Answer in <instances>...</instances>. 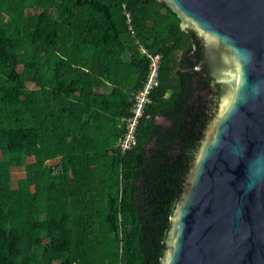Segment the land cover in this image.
Wrapping results in <instances>:
<instances>
[{
	"label": "trees",
	"instance_id": "1",
	"mask_svg": "<svg viewBox=\"0 0 264 264\" xmlns=\"http://www.w3.org/2000/svg\"><path fill=\"white\" fill-rule=\"evenodd\" d=\"M200 43L163 0H0V264H161L204 140ZM139 46L161 55L158 85L121 151Z\"/></svg>",
	"mask_w": 264,
	"mask_h": 264
},
{
	"label": "water",
	"instance_id": "2",
	"mask_svg": "<svg viewBox=\"0 0 264 264\" xmlns=\"http://www.w3.org/2000/svg\"><path fill=\"white\" fill-rule=\"evenodd\" d=\"M217 83L161 264H264V0H163Z\"/></svg>",
	"mask_w": 264,
	"mask_h": 264
},
{
	"label": "built area",
	"instance_id": "3",
	"mask_svg": "<svg viewBox=\"0 0 264 264\" xmlns=\"http://www.w3.org/2000/svg\"><path fill=\"white\" fill-rule=\"evenodd\" d=\"M128 29L134 33V26L131 22L130 14L126 12ZM142 53H145L149 59L148 72L142 82L141 87L134 93L132 104L130 107L131 114L124 117L125 131L116 143V148L125 151L131 148L136 141L137 125L144 114V109L151 102L149 93L151 89L158 85V75L161 62V55L158 53H150L146 47L139 46Z\"/></svg>",
	"mask_w": 264,
	"mask_h": 264
},
{
	"label": "flooded vegetation",
	"instance_id": "4",
	"mask_svg": "<svg viewBox=\"0 0 264 264\" xmlns=\"http://www.w3.org/2000/svg\"><path fill=\"white\" fill-rule=\"evenodd\" d=\"M202 51H203V44L200 43L199 51L195 52L194 54H200V57H196L194 55L193 60H196V65L201 61L202 59ZM196 70V69H195ZM197 73L195 77L193 78L195 85L198 86V89L195 91L194 96L196 97L195 100H197L196 104L197 106L201 107V110L204 112L205 116L203 117V121L200 127L201 133H204L205 128L207 127V124L209 123V120L213 117L215 113V108L217 106L218 101V85L214 81L212 77L209 76L208 72L205 69L196 70ZM167 94V93H166Z\"/></svg>",
	"mask_w": 264,
	"mask_h": 264
},
{
	"label": "rangeland",
	"instance_id": "5",
	"mask_svg": "<svg viewBox=\"0 0 264 264\" xmlns=\"http://www.w3.org/2000/svg\"><path fill=\"white\" fill-rule=\"evenodd\" d=\"M216 116V110L215 113L213 115V117L211 119H213ZM210 119V121H211ZM157 121L168 126L170 124L169 120L164 119L162 116H159L157 118ZM4 154L0 151V158H4ZM33 161V156L32 155H25L23 157V162H21V164H17V165H11L10 166V172H11V177H12V185H15L16 180L19 179L20 177H22L24 175V168H25V164L29 163ZM55 160H50L49 163L54 162Z\"/></svg>",
	"mask_w": 264,
	"mask_h": 264
},
{
	"label": "crops",
	"instance_id": "6",
	"mask_svg": "<svg viewBox=\"0 0 264 264\" xmlns=\"http://www.w3.org/2000/svg\"><path fill=\"white\" fill-rule=\"evenodd\" d=\"M56 161V160H55Z\"/></svg>",
	"mask_w": 264,
	"mask_h": 264
}]
</instances>
